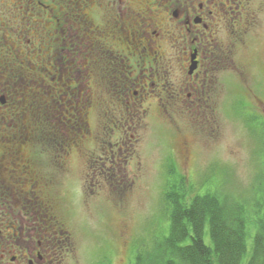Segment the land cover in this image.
<instances>
[{
	"label": "flooded vegetation",
	"instance_id": "1",
	"mask_svg": "<svg viewBox=\"0 0 264 264\" xmlns=\"http://www.w3.org/2000/svg\"><path fill=\"white\" fill-rule=\"evenodd\" d=\"M257 12L253 0H0V264H65L74 159L116 182L153 112L209 104Z\"/></svg>",
	"mask_w": 264,
	"mask_h": 264
},
{
	"label": "rangeland",
	"instance_id": "2",
	"mask_svg": "<svg viewBox=\"0 0 264 264\" xmlns=\"http://www.w3.org/2000/svg\"><path fill=\"white\" fill-rule=\"evenodd\" d=\"M253 4L258 11L254 28L235 48V63L213 71L208 105L192 114L178 110L170 120L153 112L136 158L116 182H106L108 172L97 180L91 160L82 165L74 159L65 197L59 198L73 236L65 264H132L142 244L168 235L162 198L169 166L198 194L221 187L233 198H253L264 162V0ZM248 232L251 249L256 232L251 222ZM205 242L212 244L208 227Z\"/></svg>",
	"mask_w": 264,
	"mask_h": 264
},
{
	"label": "trees",
	"instance_id": "3",
	"mask_svg": "<svg viewBox=\"0 0 264 264\" xmlns=\"http://www.w3.org/2000/svg\"><path fill=\"white\" fill-rule=\"evenodd\" d=\"M169 167L162 198L169 233L142 244L132 264H243L248 253L245 264H264V162L248 200L233 198L221 187L198 194L185 176ZM250 222L256 228L251 249ZM207 227L211 245L205 242Z\"/></svg>",
	"mask_w": 264,
	"mask_h": 264
}]
</instances>
